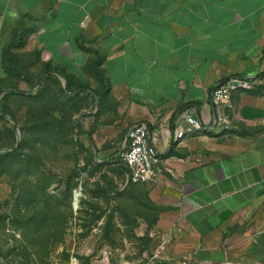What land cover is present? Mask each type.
<instances>
[{
    "label": "crops",
    "instance_id": "1",
    "mask_svg": "<svg viewBox=\"0 0 264 264\" xmlns=\"http://www.w3.org/2000/svg\"><path fill=\"white\" fill-rule=\"evenodd\" d=\"M10 44L19 77L4 72ZM48 67L110 84L107 119L96 105L81 127L95 162H115L128 130L147 126L161 174L142 187L168 257L264 264V0H0V81L65 85ZM232 78L253 84L231 92L220 132L211 92ZM192 108L208 130L177 140Z\"/></svg>",
    "mask_w": 264,
    "mask_h": 264
},
{
    "label": "rangeland",
    "instance_id": "2",
    "mask_svg": "<svg viewBox=\"0 0 264 264\" xmlns=\"http://www.w3.org/2000/svg\"><path fill=\"white\" fill-rule=\"evenodd\" d=\"M14 84L0 95V264H68L104 251L125 264L152 251L161 235L150 191L129 183L120 158L97 163L82 150L91 100L61 82L31 95Z\"/></svg>",
    "mask_w": 264,
    "mask_h": 264
},
{
    "label": "built area",
    "instance_id": "3",
    "mask_svg": "<svg viewBox=\"0 0 264 264\" xmlns=\"http://www.w3.org/2000/svg\"><path fill=\"white\" fill-rule=\"evenodd\" d=\"M252 84L250 81L232 78L212 90L211 105L215 113V128L220 132L230 129V124L222 115L221 109L228 104L231 92L235 90H248L252 87ZM181 118L185 122L186 128L181 129L178 125V130L175 134L177 140L196 132L208 130L199 120L196 109L192 108L184 111L181 114ZM120 159L127 171L128 181L131 185H143L155 182L161 174L158 154L149 143L148 128L144 124L134 125L128 130L127 142L120 154ZM167 244L168 241L160 236L152 251L143 254L137 261H127L125 264H187L185 258L174 260L168 257L166 255ZM68 264H115V256L111 251H104L90 260L70 259Z\"/></svg>",
    "mask_w": 264,
    "mask_h": 264
},
{
    "label": "trees",
    "instance_id": "4",
    "mask_svg": "<svg viewBox=\"0 0 264 264\" xmlns=\"http://www.w3.org/2000/svg\"><path fill=\"white\" fill-rule=\"evenodd\" d=\"M12 45H8L6 48L3 49L2 52V64L4 66V72L9 77H19L20 72L15 67V62L12 57V54L10 52ZM55 73L56 75H59L63 77L65 80V87L68 95H72L71 97L75 100L80 99L79 97H85L89 100H91L93 108L97 105L98 112L96 115H102L107 119L109 113L111 112L110 108V101H109V92H110V84L109 82L103 78L100 72H96L97 82L99 85L98 90H93L91 86L89 85V82L87 80H69V76L66 75L63 71L55 70L52 68H46L45 74L48 73ZM21 81V80H19ZM29 84V91L28 94H32V90L37 89L38 84L33 85L28 80H23ZM49 81H53L56 83H59V80H42V83L38 89L43 88ZM16 90L15 84L12 85L10 83H6L4 81H0V95L3 92H14ZM107 123V121L105 122ZM82 127V126H81ZM79 137L88 143V147H82V150L87 153L90 156V159L93 160V154L90 150V146L92 145L89 133L83 132L81 128V133ZM136 186V185H135Z\"/></svg>",
    "mask_w": 264,
    "mask_h": 264
},
{
    "label": "bare ground",
    "instance_id": "5",
    "mask_svg": "<svg viewBox=\"0 0 264 264\" xmlns=\"http://www.w3.org/2000/svg\"><path fill=\"white\" fill-rule=\"evenodd\" d=\"M79 197L78 192H75V194L73 195L74 201Z\"/></svg>",
    "mask_w": 264,
    "mask_h": 264
}]
</instances>
